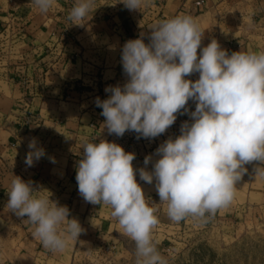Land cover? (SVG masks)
<instances>
[{
	"label": "clouds",
	"instance_id": "obj_1",
	"mask_svg": "<svg viewBox=\"0 0 264 264\" xmlns=\"http://www.w3.org/2000/svg\"><path fill=\"white\" fill-rule=\"evenodd\" d=\"M31 2L46 14L56 0ZM118 2L141 11L149 0ZM96 9L95 0H75L67 19L83 27ZM149 29L148 43L142 33L122 47L127 81L107 87L111 95L95 101L105 118L103 129L117 137L131 131L137 139H154L175 123L177 114H189L191 122H183L180 135L156 149L158 159L146 156L145 167L138 170L132 163L135 154L119 144L82 138L76 181L84 201L111 209L123 234L135 243L136 264H167L153 236L160 204L175 223L189 217L206 223L232 204L236 185L248 172L246 165H253L254 177L264 178V51L229 55L215 39L201 47L205 31L189 15L159 21ZM194 73H199L197 80L187 79ZM190 100L195 102L191 112ZM28 147L25 164L31 167L46 153L35 139ZM137 171L140 180L154 183L159 204L145 197ZM39 192L14 176L6 207L17 217H27L33 238L45 249L62 252L85 229L76 218L69 219L67 206Z\"/></svg>",
	"mask_w": 264,
	"mask_h": 264
},
{
	"label": "crops",
	"instance_id": "obj_2",
	"mask_svg": "<svg viewBox=\"0 0 264 264\" xmlns=\"http://www.w3.org/2000/svg\"><path fill=\"white\" fill-rule=\"evenodd\" d=\"M74 3L56 0L42 14L31 0H0V264H72L81 243L106 248L128 238L107 205L90 204L78 192L82 138L119 144L135 154L132 163L138 170L145 167L146 156L158 159L156 149L179 136L183 122H191L189 114H177L175 123L154 139H137L131 131L117 137L103 129L105 118L95 101L111 95L107 87L127 81L121 53L128 40L143 33L148 43L153 24L189 15L205 31L201 47L215 39L229 55L264 51V0H149L141 11H130L118 0H95L97 9L83 27L67 19ZM198 78L199 73L187 77ZM187 108L194 111L195 102L190 100ZM32 139L46 154L29 167L25 158ZM152 167L150 162L147 170ZM245 167L248 172L236 185L234 201L211 218L214 223L240 227L264 203V178L252 175V164ZM14 176L69 208V219L76 218L85 229L76 243L52 252L33 238L27 217L6 207ZM136 180L145 197L159 204L154 183L140 180L138 171ZM156 214L159 224L169 220L164 204Z\"/></svg>",
	"mask_w": 264,
	"mask_h": 264
},
{
	"label": "rangeland",
	"instance_id": "obj_3",
	"mask_svg": "<svg viewBox=\"0 0 264 264\" xmlns=\"http://www.w3.org/2000/svg\"><path fill=\"white\" fill-rule=\"evenodd\" d=\"M153 236L167 264H264V203L255 206L248 221L237 228L189 217L179 223L165 220ZM111 245L81 243L72 264H136L130 238Z\"/></svg>",
	"mask_w": 264,
	"mask_h": 264
}]
</instances>
